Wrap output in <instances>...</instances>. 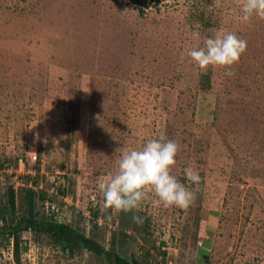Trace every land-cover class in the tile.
Here are the masks:
<instances>
[{"label":"rangeland","instance_id":"obj_1","mask_svg":"<svg viewBox=\"0 0 264 264\" xmlns=\"http://www.w3.org/2000/svg\"><path fill=\"white\" fill-rule=\"evenodd\" d=\"M237 13V0H0V226L30 216L33 191L38 220L129 260L264 264V19ZM221 28L247 50L202 71L186 49ZM160 132L180 145L172 174L195 200L165 207L150 193L138 210L102 211L116 150ZM0 264L112 263L27 231L20 261L0 236Z\"/></svg>","mask_w":264,"mask_h":264},{"label":"clouds","instance_id":"obj_2","mask_svg":"<svg viewBox=\"0 0 264 264\" xmlns=\"http://www.w3.org/2000/svg\"><path fill=\"white\" fill-rule=\"evenodd\" d=\"M237 5L239 21L247 23L253 17L264 19V0H237ZM233 11L236 12V9ZM193 38L199 37L193 34ZM246 50V40L221 28L204 39L203 46L186 49V54L194 65L206 71L209 67L231 69ZM225 75L233 73L229 70ZM179 151L178 142L168 139L164 132L148 139L138 149L127 145L117 149L120 155L115 172L109 173L98 185L102 194L101 210H138L150 193L165 207H188L196 194L172 174ZM184 174L193 184L201 180L198 172L190 166L184 169ZM133 220L138 222L139 217L134 216Z\"/></svg>","mask_w":264,"mask_h":264},{"label":"trees","instance_id":"obj_3","mask_svg":"<svg viewBox=\"0 0 264 264\" xmlns=\"http://www.w3.org/2000/svg\"><path fill=\"white\" fill-rule=\"evenodd\" d=\"M133 1L141 3L143 0ZM34 194L33 191L29 192L30 216L28 218H23L16 223L11 222L4 224V226H0V236L4 234L14 238L15 254L18 261H20L21 233L35 231L36 233L43 232L54 236L64 243L65 249L74 250L76 248H90L99 256L106 257L112 264H142L136 259L129 260L123 257L118 250L115 249V246L111 250L104 249L99 243L87 238L69 225L59 224L55 220L47 218L38 220L35 212V204L32 199ZM10 205L13 218L15 219L16 192L13 188L10 189ZM114 238L116 239V236H114ZM115 243L114 240L113 244Z\"/></svg>","mask_w":264,"mask_h":264}]
</instances>
